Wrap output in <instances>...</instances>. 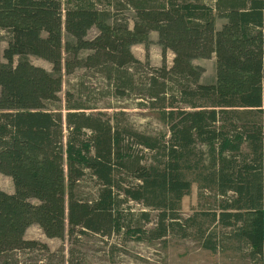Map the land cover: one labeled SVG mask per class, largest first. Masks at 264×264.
I'll list each match as a JSON object with an SVG mask.
<instances>
[{"label": "trees", "instance_id": "obj_1", "mask_svg": "<svg viewBox=\"0 0 264 264\" xmlns=\"http://www.w3.org/2000/svg\"><path fill=\"white\" fill-rule=\"evenodd\" d=\"M121 2L135 13L131 26L91 0H0V174L14 184L13 193L0 188V263L47 248L24 237L36 224L70 243L89 232L163 245L191 238L264 264V0ZM153 31L159 67L131 50L148 49ZM211 57L214 79L202 83L193 60ZM78 68L101 75L102 95L154 110L167 137L136 130L124 104L112 115L86 112L68 95L64 141L58 92L62 74ZM137 148L151 152L144 162ZM193 183L202 204L183 217Z\"/></svg>", "mask_w": 264, "mask_h": 264}, {"label": "rangeland", "instance_id": "obj_2", "mask_svg": "<svg viewBox=\"0 0 264 264\" xmlns=\"http://www.w3.org/2000/svg\"><path fill=\"white\" fill-rule=\"evenodd\" d=\"M67 1V0H63ZM99 9L107 10L111 15L119 18H126L129 25H132L134 18V11L130 6L125 5L121 0H91ZM207 0L208 3H211ZM97 34V29L92 27L88 33L87 38H93ZM66 35H63V39ZM150 43L148 49L142 44H136L131 47L135 57L141 61H148L151 66L159 67L161 65V46L158 42V36L155 31L149 35ZM6 47V41L0 42V54ZM173 54L171 51H166V65L169 67L172 64ZM30 61L44 67L51 71L52 66L47 61L39 59L34 56L29 57ZM3 60V58H1ZM193 64L200 65L204 68L201 75L200 82L210 83L215 76V59L211 58H197L193 60ZM104 79L100 74L93 70H86L78 68L69 74H62V87L58 92V97L61 100V108L63 114V140L66 141L67 128L64 121L66 110L63 106L70 95L72 102L81 101L92 109L86 112H102L107 115H112L115 110L127 111V123H130L136 130L145 131L147 133H164L168 135L167 127L159 121L154 110L148 108H138L136 106L138 98L130 99L125 102H115L113 98L107 95H102L104 90ZM95 90L94 95H86L87 89ZM100 89V91H99ZM85 90L84 95L80 96V91ZM99 91V92H98ZM126 105L124 108L120 105ZM120 106L121 108H118ZM113 107V108H109ZM137 151H142L140 155L148 159L151 154L150 151L142 148H137ZM130 181L129 178H125ZM0 188L7 192H14V184L10 176L0 174ZM37 203L35 199L30 200ZM202 201L199 199V192L197 185L192 184L191 191L185 195L181 201V214L183 217L191 215L195 210H198ZM124 207H130L132 211L137 212L143 210V207L135 201H129ZM153 221L155 218V211H151ZM154 223V222H153ZM149 223L147 226H152ZM78 235V234H77ZM25 239L36 240L46 245V249H41L38 252L33 249L28 252V261H33L37 264V259H42V264H261L260 262H253L244 256V252L233 250L232 248L224 251L212 253L209 250L200 247V244L191 238H179L176 236H168L166 244L163 245L160 241H154L151 244L138 242L132 238H124V236L111 234L110 236H103L96 233H87L79 237L76 242L70 243L69 240L58 238H47L43 232L36 226L32 225L26 235ZM74 255L71 256V252ZM14 251V254L15 255ZM13 259H16L13 257Z\"/></svg>", "mask_w": 264, "mask_h": 264}, {"label": "built area", "instance_id": "obj_3", "mask_svg": "<svg viewBox=\"0 0 264 264\" xmlns=\"http://www.w3.org/2000/svg\"><path fill=\"white\" fill-rule=\"evenodd\" d=\"M33 249H23V250H16L14 257L16 258V263L15 264H33V261H28L27 256L29 255L28 252L30 253ZM35 251H39L37 249H34ZM43 260L42 259H37V264H42ZM1 264V263H0Z\"/></svg>", "mask_w": 264, "mask_h": 264}, {"label": "crops", "instance_id": "obj_4", "mask_svg": "<svg viewBox=\"0 0 264 264\" xmlns=\"http://www.w3.org/2000/svg\"><path fill=\"white\" fill-rule=\"evenodd\" d=\"M32 225H34V224H32ZM31 225V226H32ZM31 226H29L28 228H27V230H26V232H25V235L27 234V232H28V229L31 227ZM38 228H39V226L38 225H36ZM41 230V229H40Z\"/></svg>", "mask_w": 264, "mask_h": 264}]
</instances>
